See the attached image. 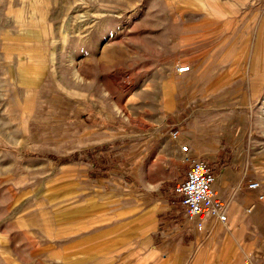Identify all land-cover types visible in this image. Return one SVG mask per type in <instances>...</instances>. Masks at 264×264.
Segmentation results:
<instances>
[{
	"label": "rangeland",
	"instance_id": "rangeland-1",
	"mask_svg": "<svg viewBox=\"0 0 264 264\" xmlns=\"http://www.w3.org/2000/svg\"><path fill=\"white\" fill-rule=\"evenodd\" d=\"M193 157L241 177L264 262V0H0V264H146L115 212L186 233Z\"/></svg>",
	"mask_w": 264,
	"mask_h": 264
},
{
	"label": "crops",
	"instance_id": "crops-1",
	"mask_svg": "<svg viewBox=\"0 0 264 264\" xmlns=\"http://www.w3.org/2000/svg\"><path fill=\"white\" fill-rule=\"evenodd\" d=\"M214 175V191L226 205L228 217L225 224L217 222L214 218H208L204 222L203 229L198 230L195 226L187 224L186 227L189 229L180 235L178 229L169 230L163 227L164 224L159 221V216L164 209L159 207L158 203L149 205L143 203L139 208L124 206L115 212L123 214L121 222L117 223L120 231L116 235L120 238L118 244L120 246L117 245V247H127L125 249L127 251L136 247L134 254L139 255L140 260H146V264H185V261L186 264H198V262L246 264V256L254 257L258 249L255 246L252 247L250 236L248 242L236 241L230 232L229 225L230 222L239 226L247 225V217L242 215L244 212L243 181L235 170L228 168L223 169L218 175L214 172ZM246 199L254 203L253 198L246 197ZM158 201L157 199L156 202ZM114 218H117V215ZM224 231L231 233V236L222 237ZM201 235L204 237L203 254H197L195 245L200 241ZM184 244L187 245L186 248ZM252 262L264 264L257 259Z\"/></svg>",
	"mask_w": 264,
	"mask_h": 264
},
{
	"label": "built area",
	"instance_id": "built-area-1",
	"mask_svg": "<svg viewBox=\"0 0 264 264\" xmlns=\"http://www.w3.org/2000/svg\"><path fill=\"white\" fill-rule=\"evenodd\" d=\"M177 71L185 73L189 71V67H180ZM171 136L173 139H177L176 132H173ZM180 150L183 153H188L186 145L181 146ZM188 160L184 178L174 186V194L180 200L186 220L198 230L204 228V222L208 218H214L217 222L225 224L228 217L226 205L214 191L215 175L210 165L206 161L194 157L188 158ZM247 189L258 190L259 184L257 182L250 183L247 185ZM258 199L263 200L264 195H259ZM247 264H254L251 258L248 259Z\"/></svg>",
	"mask_w": 264,
	"mask_h": 264
}]
</instances>
